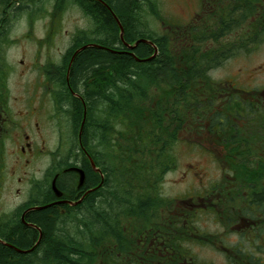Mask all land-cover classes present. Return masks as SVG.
I'll use <instances>...</instances> for the list:
<instances>
[{"label":"flooded vegetation","instance_id":"obj_1","mask_svg":"<svg viewBox=\"0 0 264 264\" xmlns=\"http://www.w3.org/2000/svg\"><path fill=\"white\" fill-rule=\"evenodd\" d=\"M85 2L91 7L97 2L107 6L102 0H0V246L17 252L8 260L12 264L40 261L38 254L27 259L42 239V229L32 222V214L55 209L61 217L56 235H64L68 229V232L87 237L89 241L86 242H94L92 252H82L86 253L82 260L89 257V264H264V202L263 194H260L264 184L258 185V180L254 182L251 174L245 178L232 166L240 163H232L229 157L249 148L259 159L264 155V88L240 87L233 82L220 81L211 94L222 99L221 134L213 130L200 135L195 126L194 130L179 133L180 138L197 140L196 144H200V139L207 140L209 146L193 149L215 157L219 154L228 157L224 165L218 162L221 177L204 189H194L192 193L189 191L187 195L175 198L164 194L163 185L162 195L172 204L168 201L159 204L155 217L136 216L111 222V227L105 228L111 231L105 236L102 232L87 231L84 213L88 208V197L99 188L103 190L105 177L101 168L95 163L93 166L83 143L80 146L84 156L76 147L71 149L72 136H76L71 116L76 114L70 109L69 99L73 96L84 108L85 100L69 83L58 81L54 71L56 63L47 61L44 66H39L35 62L24 67L21 75L18 74L21 82L15 84L11 81L14 69L7 60L8 50L15 43L12 27L16 22L24 21L29 25L31 32L27 38L32 41L35 40L31 35L34 24L49 20L46 43L70 8L77 9L89 23L86 29L76 31L70 42L82 37V32L92 30L91 23L98 26L97 16L92 10L88 12ZM201 2L200 12L187 24L179 19L167 22L162 16L164 21H160L166 32L179 29L180 35L188 38L192 25L207 19L213 22L217 11L223 9L227 20L232 11H237L233 15L240 17L239 25L244 26L243 31L236 36L226 34L223 40L228 42L232 36L242 39L254 33L253 44L248 48L250 52L238 57L264 53V0ZM69 74L70 69H67V81ZM236 96L242 97L238 106ZM235 109L238 114L233 113ZM80 133L81 130L77 133L79 144L83 134L80 136ZM220 139H225L223 145H220ZM236 139L241 146L233 143ZM86 159L90 160V169ZM258 164L255 165L256 175L262 174ZM92 172L101 178L98 186L87 184ZM68 175L73 176V183L66 181L62 187L60 180ZM82 175L85 181L81 185ZM98 198L101 199V195ZM49 215L53 218L52 213ZM71 222L77 223V229H70ZM79 222H82L80 228ZM117 224L121 225L120 232L113 227ZM23 227L38 233L37 241L30 249L16 248L9 240ZM183 234L192 240L183 243Z\"/></svg>","mask_w":264,"mask_h":264},{"label":"trees","instance_id":"obj_2","mask_svg":"<svg viewBox=\"0 0 264 264\" xmlns=\"http://www.w3.org/2000/svg\"><path fill=\"white\" fill-rule=\"evenodd\" d=\"M102 2L107 6L97 2L91 7L89 2H85V8L97 16L99 25L94 24L92 30L82 32L83 36L72 43L64 56L65 64L55 74L59 82L69 83L85 100L84 108L70 96L72 112L76 114L71 116L76 135L72 136L71 149L76 147L84 156L80 146L83 143L86 154L103 171V190L99 188L88 197L84 216L87 231L102 232L105 236L107 231H111L105 230L111 227V222L136 216L155 217L159 204L168 201L162 195L166 176L178 167V144L189 140L180 138V132L194 130L195 126L200 135L213 130L222 133V99L211 95L220 81L215 80L212 73L239 54L250 52L248 48L253 44L254 33L242 39L232 36L230 41H224L226 34L236 36L244 26L239 25L240 17L233 15L237 11H232L227 20L223 9L216 12L213 22L207 19L192 25L188 38L181 36L179 29L157 33L145 18L149 13L164 21L157 0ZM107 7L120 22L124 42L133 45L145 39L152 44L140 43L133 52H129L121 40L120 25ZM89 44L101 48H86L74 57L77 50ZM68 59L70 74L67 81L65 66ZM241 98L235 97L237 106L241 104ZM80 130L83 134L79 144L77 133ZM198 142L207 144V140ZM224 142L225 139L219 140L220 145ZM233 143L241 146L238 139ZM216 157L221 165L228 162L225 155ZM229 157L232 163H240L232 166L236 171L240 170L245 178L248 179L251 174L254 182L258 180V185L264 184V155L259 159L249 148ZM88 159L86 164L90 169ZM256 164L262 174H255ZM100 179L92 172L87 184L98 186ZM66 181L72 184L73 176H64L60 180L62 187H65ZM260 194H263L264 202V191ZM129 205L133 207L126 209ZM32 219L41 227L42 239L27 259L38 254L40 261L36 264H89V257L82 260L86 254L82 252H92L94 242H86L89 241L87 237L74 231L68 232V229L64 235H56L57 222L61 219L57 210L37 211L32 214ZM79 223L78 228L82 226V222ZM69 227L77 229V223L71 222ZM113 227L120 232L121 225ZM71 235H77L83 241H77ZM37 238L35 229L23 227L9 240L16 248L25 250L32 248ZM181 239L183 243L192 240L185 234ZM11 254L16 255L17 252L0 246V264H12L8 260Z\"/></svg>","mask_w":264,"mask_h":264},{"label":"rangeland","instance_id":"obj_3","mask_svg":"<svg viewBox=\"0 0 264 264\" xmlns=\"http://www.w3.org/2000/svg\"><path fill=\"white\" fill-rule=\"evenodd\" d=\"M157 2L159 11L167 19V22L172 23L179 19L185 24L196 18L202 3L201 0H157ZM145 18L148 24L149 21L151 22V29L154 32H166L165 26L156 17L154 18L148 13ZM88 24L87 19H83L77 9L70 8L64 14L59 28L50 41L46 43L45 38L50 28L49 20L43 19L34 24L31 35L35 37V40L32 41L27 38L31 32L29 25L24 21L16 22L12 27V39L15 43L7 53V60L14 69L11 81L15 84L20 83L21 80L18 76V74L21 75L20 71L35 62L39 66H44L47 61H52L56 63L54 71L58 70L59 72V68L65 64L64 56L72 46L73 42H70L72 35L80 29H86ZM89 26L93 27L94 24L91 23ZM68 54L71 56L70 52ZM21 61H24V64ZM68 65L69 59L65 66L66 77ZM212 76L217 81L233 82L240 87L264 88V53L260 51L248 56L234 58L221 69L215 71ZM70 109L72 111V107ZM202 142L204 143V141ZM193 143V140L191 142L180 141L177 146L179 153L177 170L166 176L164 184V194L167 197H180L187 195L189 191L192 193L194 189H204L221 177V170L216 157L203 150L193 149ZM41 165L42 163L35 168ZM120 206L125 208L123 205ZM132 207L129 205L126 206V209ZM71 236L77 241H83L77 235Z\"/></svg>","mask_w":264,"mask_h":264},{"label":"bare ground","instance_id":"obj_4","mask_svg":"<svg viewBox=\"0 0 264 264\" xmlns=\"http://www.w3.org/2000/svg\"><path fill=\"white\" fill-rule=\"evenodd\" d=\"M114 18H115V20L117 21V23L120 25V22H119V20H118V18L116 17L115 14H114ZM120 28H122L121 25H120ZM121 33H122V29H121ZM123 34H124V32H123ZM121 40L123 41V44H124L125 48L129 50V52H133V51L138 47V46H137L135 49L130 50V49L126 46L128 43L124 42L123 37H121ZM135 44H136V43H135ZM135 44H133V45H135ZM128 45H130V44H128ZM133 45H130V46H133ZM90 47H97V45L89 44V45H87V46H84V47L80 48L79 50H77V51L75 52L74 57H75L79 52H81L82 50H84V49H86V48H90ZM74 57L72 58V60L74 59ZM83 123H84V120H83ZM83 126H84V124H82V127H81V128H83ZM81 131H82V130H81ZM81 134H82V133H80V136H81ZM90 160L93 162V160L91 159V157H90ZM93 164H94V162H93Z\"/></svg>","mask_w":264,"mask_h":264},{"label":"water","instance_id":"obj_5","mask_svg":"<svg viewBox=\"0 0 264 264\" xmlns=\"http://www.w3.org/2000/svg\"><path fill=\"white\" fill-rule=\"evenodd\" d=\"M122 29V28H121ZM121 37H123V29H122V33H121ZM140 43H149V44H152V42H150V41H148V40H145V39H141V40H139V41H137L136 42V44L135 45H133V46H130V45H126L130 50H133V49H135ZM97 47H99V48H101L100 46H97ZM157 51V50H156ZM133 54V53H132ZM134 55V54H133ZM155 55H157V52H156V54ZM154 55V56H155ZM136 59L138 60V61H142L141 59H139V58H137L136 57ZM144 61H147V60H144ZM84 124V123H83ZM83 181H84V175L82 176V179H81V183H83Z\"/></svg>","mask_w":264,"mask_h":264}]
</instances>
